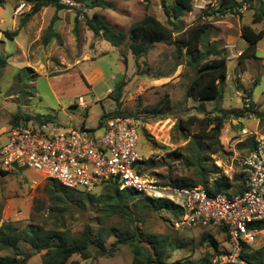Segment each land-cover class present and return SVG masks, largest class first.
Here are the masks:
<instances>
[{"label": "rangeland", "instance_id": "1", "mask_svg": "<svg viewBox=\"0 0 264 264\" xmlns=\"http://www.w3.org/2000/svg\"><path fill=\"white\" fill-rule=\"evenodd\" d=\"M75 1L81 4L78 7L69 5L73 9L58 12L67 13L66 21L73 22V28L64 22L63 43L60 45L53 39V44L45 46L38 37L43 35L50 24L55 8L42 9L38 16L28 21L27 26L30 23L31 26H25L22 32L20 22L24 14L30 11L31 5L23 0H0V10L6 17V23L0 25V28L11 29L12 13H21L17 16L13 29L20 27L22 35L19 40L25 46L24 52L18 41L6 38L0 41V56L8 57L7 64L0 65V148L6 143L12 115L18 111L50 113L54 116V121L65 128H80L84 125L95 129L99 134L103 132L98 126L104 112L120 108L123 113L141 123L138 152L146 160L152 159L146 174L163 182L172 179L196 183L199 172L194 164V151L188 148L180 152L178 150V147H187L190 140H184L180 132L175 130L180 117H203L198 108L201 100L187 96V86L195 72L186 63L185 55H178L174 45L159 42L153 45L147 55L136 59L129 49L130 41L127 40L117 50L102 55L92 53L94 55L89 60L75 62L84 52H91L98 39L91 31L88 32L83 18L76 23V9L87 13H93L94 10L100 13H135L132 20L142 18L141 13H150L168 24L162 8H158L160 0H144L140 4L113 0L118 5L114 9H90L86 6L88 0ZM167 1L170 5L173 3V0ZM238 1H242L243 6L234 14L208 15L217 4L214 0H206L207 8L204 11L192 10L180 20L184 29L204 22L210 24V42L229 55L225 97L220 104L222 109H244L248 103L244 97L250 89L253 91L252 111L240 118L231 115L224 125L220 141L225 154H212L208 158L210 168L218 167L220 173L234 180L231 191L237 190L241 184L236 175L243 171L244 160L248 155V147L239 145L246 143L251 137L264 135V116L258 117L254 112H264V37L258 43L255 57L243 62H240L239 57V53L247 46L246 40L241 36L242 27L250 25L256 31L264 29V0ZM23 3L25 7L17 11L18 6ZM109 20L121 22L117 16L109 17ZM129 21L121 22V28L128 29ZM116 29L119 30L117 27ZM227 45H235L234 50H229ZM18 67H30L31 71L17 73ZM91 72L95 77L88 83L85 75ZM236 78L240 81V87L236 86ZM119 84L120 92L117 89ZM26 85L31 88L25 87ZM166 94L174 107L173 113H152V107ZM81 97L88 104L87 108L75 104ZM204 102L209 112L216 113L215 101ZM48 182V178L31 170L0 173V227L8 223L16 232L21 233L29 225L37 224L46 229L65 231L73 237L88 224L93 229L94 241H101V231L108 247L118 235H131L136 231L137 239L145 243L149 235L155 234L166 238L167 263H198L206 255L211 256L214 249L208 240L209 236L215 238L221 249L229 247L225 233L219 227L199 225L177 228V215L146 205V198H136L129 203L131 217L110 215L100 202L104 185L89 192L94 195L93 201L89 200L87 193L74 192L64 205H53L44 192ZM19 245L28 253L26 264H42L45 251L37 252L24 241H20ZM90 249L91 258L84 260L75 254L70 261L76 260L78 264L133 263L134 252L129 243H120L112 257L100 256L94 245ZM252 251L256 256L255 261L264 264V232L253 243ZM12 254L11 249L0 252V255Z\"/></svg>", "mask_w": 264, "mask_h": 264}, {"label": "trees", "instance_id": "2", "mask_svg": "<svg viewBox=\"0 0 264 264\" xmlns=\"http://www.w3.org/2000/svg\"><path fill=\"white\" fill-rule=\"evenodd\" d=\"M24 3L31 5L30 11L24 14L21 19L20 27H23L30 18L40 12L45 7H54L56 12L53 15L50 24L44 31L41 41L43 45H47L55 39L60 45L63 43L61 34L56 30L55 24L59 19L58 12L63 9H73L62 0H23ZM195 0H173L170 5L167 0H160V5L167 23H163L155 15L146 13L143 18L131 25L129 32L117 30L97 11L92 14L81 9H76V23L82 16L85 26L91 30L95 37H100L110 42L115 47H120L129 40V49L133 56L137 59L147 55L155 43L163 42L175 46L177 54L186 57V63L194 70V77L187 86V96L201 100L198 108L201 110L203 117L190 115L186 118H178L175 124V130L180 132L184 140H190L187 147H178V150L188 148L194 151V164L198 168V180L196 183L189 181H179L168 179L166 182L171 184L191 187L194 185L205 186L212 195L224 193H242L247 188L248 175L242 171L236 175V179L241 184L235 191H231L234 180L220 173L218 167L208 165V158L212 154H225V149L220 141V136L225 123L231 115L236 118L243 117L252 111V89L249 90L247 96V106L240 111H225L220 104L225 97L226 80L228 78V59L229 55L224 53L218 46L210 42L211 26L208 23H199L190 29H184L180 20L186 14L192 12ZM250 1V0H248ZM216 7L212 9L208 15H226L228 13H237L242 7V1L238 0H217ZM90 9L93 8H109L114 9L115 4L108 0H89L86 5ZM20 27L14 31H4L5 36L13 39L18 35ZM76 29V26H75ZM77 30V29H76ZM241 36L246 40L247 46L239 55L240 62L255 57L257 54V46L264 37V29L256 31L250 25H244L241 29ZM184 50V51H183ZM7 56H0V65L7 64ZM30 67L18 68V72L28 73ZM236 86L240 87V81L236 78ZM25 87H28L27 85ZM121 84L117 89L120 92ZM28 88H31L30 86ZM118 100V97H117ZM213 100L216 103V113L209 112L204 101ZM173 105L168 94H166L156 105L152 107V113L157 115H170L173 113ZM258 117H263L264 112H258ZM120 108L113 112H104L99 122L98 128H102L105 123L113 118L127 117ZM54 116L48 114H31L18 111L12 115L10 128L20 123H41L45 121H54ZM86 128L84 125L81 126ZM9 128V129H10ZM95 131L93 128H86ZM176 141V139H174ZM153 143L155 141L153 140ZM255 137H251L239 146H247L248 152L253 148ZM178 153V152H177ZM152 159L144 160L140 166V172L146 174L148 165ZM1 174H8L0 168ZM215 174V176H211ZM149 175V174H148ZM104 190L100 196V202L106 208L108 214H119L121 216H130L129 203L136 198H146V205L152 206L158 210H165L173 215L180 216V211L171 202L164 200H154L142 196L131 189L120 190L119 185L114 181L103 183ZM44 192L49 201L53 205H64L67 198H71L74 192L87 193L89 200L93 201L94 195L84 190L71 189L54 179L44 187ZM259 229L264 228V220L255 223ZM225 233V239L228 241V235L225 227H220ZM101 241H94L93 229L90 225H85L84 229L76 236H70L65 231L46 229L37 224H31L21 233L8 223H4L0 227V252L11 249L12 255H0V264H26L28 253L19 245L20 241H24L32 249L37 252L45 251L42 264H78V261L72 260L75 254L86 260L92 257L91 246L96 247V251L100 256L112 257L118 249L120 243H129L134 252L132 264H208L210 259L224 252L219 243L213 236H209L208 240L214 249L211 256L206 255L198 263L185 261H175L167 263L165 261L166 238L159 235L151 234L145 243L137 239L136 231L131 235H118V238L108 247L102 232L99 231ZM243 258L252 264H258L255 261V254L252 251V245H246L242 252Z\"/></svg>", "mask_w": 264, "mask_h": 264}, {"label": "built area", "instance_id": "3", "mask_svg": "<svg viewBox=\"0 0 264 264\" xmlns=\"http://www.w3.org/2000/svg\"><path fill=\"white\" fill-rule=\"evenodd\" d=\"M65 4L79 6L72 0H65ZM24 7L23 3L17 11ZM206 8V0L193 3V10ZM227 48L232 51L235 45ZM78 105L87 108L82 97ZM140 127V121L130 116L108 120L99 134L83 127L65 128L55 121L22 122L7 132L6 143L0 148V168L8 172L31 170L87 192L114 181L120 190L131 189L150 199L169 201L180 211L177 228H226L229 247L208 264H252L242 252L264 232L255 226L264 220V135L255 137L244 160L246 190L212 195L203 185L179 186L142 174L140 166L146 159L138 152Z\"/></svg>", "mask_w": 264, "mask_h": 264}, {"label": "crops", "instance_id": "4", "mask_svg": "<svg viewBox=\"0 0 264 264\" xmlns=\"http://www.w3.org/2000/svg\"><path fill=\"white\" fill-rule=\"evenodd\" d=\"M72 1H74L75 3H77L75 0H72ZM109 1V0H108ZM110 1H112L114 4H115V8H116V6L118 7V5H116V3L113 1V0H110ZM127 1H132V2H135V3H138V4H140L142 1H144V0H126L125 2H127ZM62 2L63 3H65V0H62ZM87 3H89V0H88V2ZM86 3V4H87ZM79 5L81 4V3H78ZM49 7H51V6H49ZM49 7H45V8H49ZM45 8H43V9H45ZM158 8H159V10H161V6H160V4H159V6H158ZM106 9H109V8H106ZM70 10V9H69ZM95 11H97V12H99L98 10H94L93 12H95ZM100 13V12H99ZM19 14H21V13H12V17H11V25H12V28L11 29H1L0 28V41H4L5 40V38L6 39H9V38H7L6 36H5V33H4V31H6V30H9V31H14V30H16V29H13V26H14V24H15V22H17V16L19 15ZM38 14L39 13H36L35 15H33L32 17H34V16H38ZM42 15H44L45 13H41ZM89 14H92V13H89ZM108 22H109V24L110 25H112L114 28H119V30L120 31H124V32H127L128 30H129V28H130V26L134 23V22H136V21H138V20H140V19H137V20H132V17H134L136 14L135 13H100ZM146 13H141V17L143 18V16L145 15ZM66 15H67V13H58V16H59V19L56 21V24H55V28H56V30L61 34V36L63 37V32H62V26H63V23L65 22V24H68L69 25V27L70 28H73V22H69V21H66ZM76 16V13L74 14V17ZM112 16H117V17H119L120 18V20H121V22H123L124 20H130L129 21V24H130V26L128 27V29H123V28H121L122 27V25H121V22L120 21H110L109 20V17H112ZM32 17L30 18V20H29V22L31 21V19H32ZM184 17L185 16H183L182 17V19H184ZM82 18V16H80L79 17V19H81ZM181 19V20H182ZM4 23H6V17H5V15H4V13H2V11L0 10V25H2V24H4ZM27 24H28V22L22 27V32L24 31L23 30V28L25 27V26H27ZM31 26V23L27 26V27H30ZM19 28V27H18ZM17 28V29H18ZM13 29V30H12ZM42 29L43 28H41L39 31L41 32L42 31ZM88 29V28H87ZM20 30V29H19ZM91 30H88V32H90ZM22 32H21V30L19 31V33H18V35H16V36H14L13 37V39L12 40H14V41H18L19 42V46H22L23 47V51L25 52V46H24V43H23V41H22V43L20 42V40H19V38H20V36L22 35ZM92 32V31H91ZM93 33V32H92ZM94 35V34H93ZM41 38H42V34H40L39 35V37H38V39H40L41 40ZM55 42V40L54 41H51V42H49L47 45H45V46H48V45H50V44H53ZM110 44V45H109ZM111 50H117V47H115V46H113L110 42H108L107 40H105V39H103V38H100V37H98V39L96 40V42H95V46H94V48H92L91 49V52H84V55L81 57V58H78L75 62H79L81 59L84 61V60H89L90 58H92V55H94V54H92V53H95L96 55H102V54H104V53H107V52H110ZM122 62V61H121ZM49 66V65H48ZM43 67L45 68V69H47L46 67V65L44 66L43 65ZM19 68V67H18ZM40 74H44V73H40ZM94 77H95V74L93 73L92 74V72L89 74V75H85V79L88 81V83L89 82H92V80L94 79ZM76 105H78V102H76L75 103ZM87 104V103H86ZM88 105V104H87ZM79 106V105H78Z\"/></svg>", "mask_w": 264, "mask_h": 264}]
</instances>
